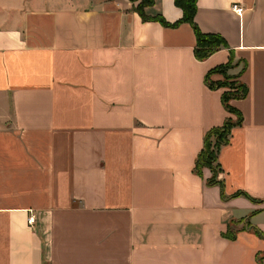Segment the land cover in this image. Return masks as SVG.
Returning a JSON list of instances; mask_svg holds the SVG:
<instances>
[{"label": "crops", "instance_id": "0c3cea01", "mask_svg": "<svg viewBox=\"0 0 264 264\" xmlns=\"http://www.w3.org/2000/svg\"><path fill=\"white\" fill-rule=\"evenodd\" d=\"M138 2L0 0V264H264V0H195L228 47L201 61L188 24ZM229 59L246 95L218 187L193 167L235 121L207 86Z\"/></svg>", "mask_w": 264, "mask_h": 264}, {"label": "trees", "instance_id": "16d2710c", "mask_svg": "<svg viewBox=\"0 0 264 264\" xmlns=\"http://www.w3.org/2000/svg\"><path fill=\"white\" fill-rule=\"evenodd\" d=\"M129 2H136L137 0H128ZM143 1V2H141ZM151 0H139L138 4L134 7L135 12L141 17L143 21H152L157 22L163 27H175L178 24L186 23L188 24L193 31L195 37V48L193 50V56L196 60L201 61L209 56L211 53L215 52L218 49H228L224 41L216 35H202L197 28L194 26L192 19L195 12V0H173L174 5L180 10L181 18L174 24H166L161 18L153 17L146 18L142 14V9L151 5ZM229 55L232 53L228 50ZM232 67L231 59L223 66H219L212 70L211 73H218L221 75L222 80L225 81V85H220L217 83L207 82V86L211 89L222 88L224 92L221 93L220 102L223 109L230 115L235 117V121L227 119L219 127L210 129L204 136L203 144L200 152L198 153L193 172L196 175L200 174L202 168H206L210 171L211 177L207 181L209 185H217L221 187L220 182L216 179L217 176V166L216 155L220 147L224 146L228 142L230 131L233 127L238 126L241 120L240 114L231 108L228 105L229 100H239L245 97L246 88L236 82L237 76L228 75L227 71ZM244 67V66H243ZM243 67L240 69L239 73L243 70ZM208 78V74H207ZM230 81V82H229Z\"/></svg>", "mask_w": 264, "mask_h": 264}, {"label": "built area", "instance_id": "2783aa9c", "mask_svg": "<svg viewBox=\"0 0 264 264\" xmlns=\"http://www.w3.org/2000/svg\"><path fill=\"white\" fill-rule=\"evenodd\" d=\"M231 10L233 12H235V14H239L240 13V9L236 7V5H233L231 6ZM34 223V218L33 216H29L27 219H26V224L28 226H31L32 224Z\"/></svg>", "mask_w": 264, "mask_h": 264}, {"label": "rangeland", "instance_id": "374dc122", "mask_svg": "<svg viewBox=\"0 0 264 264\" xmlns=\"http://www.w3.org/2000/svg\"><path fill=\"white\" fill-rule=\"evenodd\" d=\"M141 2H143V1H141ZM227 74H228V73H227ZM228 75H230V74H228ZM229 82H230V81H229ZM218 83H219L220 85H222V86L226 84L224 80H221V81H219Z\"/></svg>", "mask_w": 264, "mask_h": 264}]
</instances>
